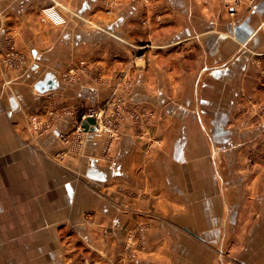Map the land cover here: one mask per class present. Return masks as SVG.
<instances>
[{"label":"crops","instance_id":"0c3cea01","mask_svg":"<svg viewBox=\"0 0 264 264\" xmlns=\"http://www.w3.org/2000/svg\"><path fill=\"white\" fill-rule=\"evenodd\" d=\"M112 1L0 0V57L3 31L17 30L28 61L21 76L0 63V264H125L141 223L136 264H221L227 241L239 264H264V175L238 172L263 135L234 121L254 68L243 49L264 51V0ZM94 66L132 68L130 100L154 122L75 146L68 115L30 135L24 116L44 94L98 106L97 86L61 78Z\"/></svg>","mask_w":264,"mask_h":264},{"label":"rangeland","instance_id":"374dc122","mask_svg":"<svg viewBox=\"0 0 264 264\" xmlns=\"http://www.w3.org/2000/svg\"><path fill=\"white\" fill-rule=\"evenodd\" d=\"M58 1H61L62 3H60L61 9L67 11V9L64 8L67 7L64 3V0ZM231 1L232 4L228 5L229 7L238 8L240 6L241 0ZM114 6L115 0L110 3L108 10ZM46 19L47 18L43 17L42 21H45ZM6 34L7 35H4L3 37L2 43L4 53L0 57V63L4 67V71L6 69L7 71H12L21 76L26 72V65L28 62L26 58L27 56L24 54V52L18 50L17 40L21 37V34L17 30L8 29H6ZM247 48L243 50H251L252 52V54H249L252 55V58L249 57L247 63H249V68H254L250 69L252 74L248 77V83L245 82V85L248 86V92H245V86L241 92L242 98L238 101L239 114L234 121L237 126L242 127L243 125V127H253L254 129L257 128L262 131L263 137L260 140H258L253 145H249L248 148L242 149L243 152L246 151V155L243 159V163H241L239 166L238 172H241L246 176L248 175V178L251 179L256 175H264V51L255 52L251 48ZM5 51L8 52L6 53ZM17 52L21 55H24L22 56L24 59L26 58L24 62L23 58ZM194 58H196V56ZM255 70H258V75L260 78H257H259L258 82L260 83L253 89L254 84L253 82L250 84V77H255ZM62 71L61 78L64 82H74L76 81L75 79L83 77L85 78V82L93 83L94 86L99 88L102 98L98 106L94 108L87 107L79 100L71 101L62 99L60 96L55 95L54 93L42 95L37 102L38 104H35L30 109L29 113L27 115L25 114L24 116V118L27 120L30 135L33 137L44 138L54 133L56 121L64 119L68 115L71 117V121L75 126V130L72 133V139L74 142L73 144H75V146L78 145V142H83L81 137L90 133L107 135L111 141H117L121 137L123 124L124 122H127L128 119L131 120L132 125H134L138 132H143L144 128L152 124L154 119H156L153 115L145 113L144 115L143 112H140L143 109H141L139 106H134L130 100L131 96L129 93L132 92L134 85L133 76L131 75L134 71L132 68L119 69L100 68L94 66V68H65ZM252 89L256 92H254ZM91 113L97 115L96 121L98 120V127L93 132H85L83 130L84 128H82L80 125H82V122L84 121L83 116H89ZM92 126L96 127L97 124ZM59 138L61 140L66 139L65 136H62V134ZM74 138H76L75 141ZM155 145L158 146L159 144L156 143ZM222 170H226L224 164L222 165ZM86 215L89 224L91 223L90 225H93L96 216L92 213H87ZM150 227V224L141 223L132 225L127 230L124 241L122 242L120 250L118 251L124 258L125 264H136L141 258H143L142 254L148 248L146 234L149 232ZM106 232L107 230L104 229V235H106ZM69 239H71V237ZM227 243L228 241L222 247L220 252L221 264H239L236 262V260H234V251L228 246ZM89 247L90 246H88V248ZM94 250L97 252L95 246L92 248V251ZM108 263L116 264L115 261Z\"/></svg>","mask_w":264,"mask_h":264},{"label":"water","instance_id":"95a60500","mask_svg":"<svg viewBox=\"0 0 264 264\" xmlns=\"http://www.w3.org/2000/svg\"><path fill=\"white\" fill-rule=\"evenodd\" d=\"M97 121L94 117H88L86 120L82 122V127L85 129L84 131H94V128L91 127L92 125H96Z\"/></svg>","mask_w":264,"mask_h":264},{"label":"built area","instance_id":"2783aa9c","mask_svg":"<svg viewBox=\"0 0 264 264\" xmlns=\"http://www.w3.org/2000/svg\"><path fill=\"white\" fill-rule=\"evenodd\" d=\"M6 36L7 34H6V31H3V36ZM16 49V48H15ZM11 50V49H10ZM13 50H14V48H13ZM6 53L8 52V51H5ZM18 53V52H17ZM19 54V53H18ZM21 57L22 56H24L23 54L21 55V54H19ZM23 58V57H22ZM26 59V58H25ZM24 58H23V62H24V60H25ZM88 117H94V118H96L97 119V115H95V114H93V113H91L89 116H83V120H85L86 118H88ZM81 127H82V125H80ZM97 126H98V120H97ZM83 128V127H82ZM83 130H85V129H83Z\"/></svg>","mask_w":264,"mask_h":264}]
</instances>
